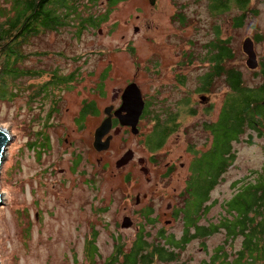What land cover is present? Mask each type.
I'll use <instances>...</instances> for the list:
<instances>
[{
    "label": "rangeland",
    "instance_id": "374dc122",
    "mask_svg": "<svg viewBox=\"0 0 264 264\" xmlns=\"http://www.w3.org/2000/svg\"><path fill=\"white\" fill-rule=\"evenodd\" d=\"M14 1L0 0V24L15 15ZM24 1H19L20 9ZM54 2L58 8L60 4ZM97 2L96 6H92L89 1L80 0L77 11L85 19L102 14L111 7L109 18L104 23L91 27L86 25L80 31L77 29L80 27L77 17L73 22L68 15L67 24L34 35L36 31H30L31 26L25 28L23 21L20 28L24 35L20 42L22 46L16 48L12 45L13 41L21 40V36L13 32L4 47V57L1 58L5 59L7 73L13 68L14 57L19 62L17 67L32 73L24 71L25 74L17 78L3 74L0 78V92L3 89L4 94L0 97V126L9 129L12 135L0 170V264H104L118 242L121 250L126 252L137 238L136 227L121 228L124 215L131 217L132 224L141 225L145 233L151 232V236L160 228H165L166 233H182V216L174 218L170 225L163 221L153 224L150 223L151 219L154 220V216L158 218L157 213L143 217L134 209V196L144 186L133 184L140 179L139 175L142 176L140 163L110 178L105 172L106 168L98 166L96 158L99 152L93 148L90 133L85 131L84 135L76 133L71 136V139L76 140V145L71 147L65 142L64 139L69 136L61 127L55 129L50 128L52 125L43 126L44 120L39 115L47 112L50 101L57 93L53 97L48 93L46 101L43 97L30 95L50 77L49 71L55 66L82 69L85 76L88 74L90 83L99 78L100 72H107L104 81L106 93L115 92L126 81L138 77L136 80L145 92L153 93L149 95L152 102L157 101L153 112L160 116L158 120H143L144 136L157 131L154 136L151 134L152 140L148 142L155 144L161 139L163 129L173 127L162 142L164 149H172L170 155L184 153L183 149L190 145L200 154L210 149L213 143L212 134L203 127L206 122L217 121L231 89L224 80L216 79L209 90L197 93V79L198 75L210 68L207 63L209 44L217 37L228 39L234 51L233 58L224 62L225 67L240 69L249 87L264 82V74L260 73L261 65L255 70L249 69L245 61L246 54L241 48L243 41L251 36L255 40L258 59L261 62L264 60V0H251L244 23L240 26H236L234 21L242 11L233 3L229 9L213 10L212 0H155L154 3L149 0H118L116 5H109L110 0ZM64 8L68 10L67 6ZM65 9L59 10V14L64 16ZM34 23L39 25L38 22ZM147 25L159 26L160 30L148 32ZM135 26L140 29L135 31ZM37 30L44 31L40 27ZM146 36L161 41L159 51L164 56L165 65L176 59L172 51L176 48L194 53V64L184 63L183 84H162L158 92V80L146 79V58L152 55L151 44ZM256 36H260L258 41ZM155 63L148 64L150 69L154 70ZM254 71H258L259 75L253 74ZM75 84H71L73 92L79 91ZM201 94L209 96L206 103L200 100ZM85 96H88V100L97 99L99 105L111 100L110 96L100 98L96 92ZM41 101L46 104L41 106ZM93 123L90 121L88 125ZM249 136L248 130L234 143L235 160L209 193L207 204L210 208L199 220L201 223L218 221L224 212L221 205L244 182L253 180L252 172L262 169L264 139L253 132L250 141H247ZM140 138L132 136L127 145L136 149V157H148L150 150L141 143ZM174 141L184 144L173 146ZM78 155L82 156L81 163L75 164ZM170 155H167L168 158ZM193 155H186L185 160L191 161ZM113 163L105 159L107 169L112 165L115 171ZM60 169H64V172H60ZM127 175H130L128 181L125 179ZM241 180L245 181L234 185V182ZM165 191L157 189L149 196L156 212L161 204L169 201ZM224 238L223 231L207 236L204 239L205 247L201 245L202 238H198L181 251L178 261L199 264L202 259L210 257L213 249ZM240 244L241 238L233 244L234 249H238Z\"/></svg>",
    "mask_w": 264,
    "mask_h": 264
},
{
    "label": "trees",
    "instance_id": "16d2710c",
    "mask_svg": "<svg viewBox=\"0 0 264 264\" xmlns=\"http://www.w3.org/2000/svg\"><path fill=\"white\" fill-rule=\"evenodd\" d=\"M19 1L15 0L12 4L15 15L8 17L7 21L0 24V59L4 57V47L7 46V40L12 38L13 32L21 36V40L13 41L12 44L16 48L19 47L18 45L24 38L21 33L22 29H20L23 21L25 28L31 26L30 31H36L34 35H37L64 25L63 18L70 15L73 22L74 18L77 17L80 23L78 28L81 31V28H86V25L97 26L99 23L107 21L108 13L112 10L109 7L104 13L97 14V17L91 15L84 19L80 16L81 13L77 11L80 0H55V2L54 0H25L21 9ZM87 1L92 6L98 4V0ZM52 2L60 5L57 8ZM117 2L118 0H110L109 5H116ZM231 3L237 5L242 11L234 21L236 26H240L244 23L251 0H212L213 10L229 9ZM65 6L68 10L64 8ZM61 9H65L64 16L59 14ZM0 13L2 14V12ZM32 19L37 20L32 21ZM34 22H38L39 25ZM38 27L44 31L37 30ZM6 33H8L7 36ZM259 37L256 36L257 41ZM209 52L208 59L214 65L211 76L223 74L231 92L224 101L217 121L204 124L203 128L213 136V143L210 149L200 153V157L195 161L198 176L193 180L191 190L187 189L186 192L189 200L187 199L184 203L185 214L182 216L184 223L182 233L178 235L174 232L166 233V230L163 229L151 236V232L145 233L142 228L128 251L121 250L122 247L118 242L113 254L104 264H185V262L178 261L181 251L185 250V247L198 238H202L201 245L205 247L204 239L207 236L222 231L225 234L223 242L213 249L209 258L202 259L199 264H264V163L261 170L252 172L253 180L244 182L240 189L221 205L224 212L217 219L218 221H211L207 224L199 221L210 208V205L207 204L210 197L209 193L235 160L234 143L239 141L240 137L248 130L250 136L255 132L264 139V82L258 86L249 87L246 85L243 72L240 69L231 66V69L226 71L224 62L234 56L228 39L217 37L215 41L209 44ZM14 58L13 68L8 70V73L5 71V59H2L0 78L3 74L17 78L24 75L25 72L32 73L17 67L19 62L17 63V58ZM260 65V73L264 74V60L260 61ZM258 73L256 71L253 74L259 75ZM2 80L4 82V79ZM202 89L207 90L206 88ZM35 92L30 96H35ZM49 93L50 96L54 95L53 88L49 89ZM3 95L2 89L0 97L2 98ZM166 129H163L161 139L167 136L168 130ZM250 136L246 139L247 141H250ZM242 181L245 180L236 181L234 185ZM239 238H241L240 247L234 249L233 244Z\"/></svg>",
    "mask_w": 264,
    "mask_h": 264
},
{
    "label": "flooded vegetation",
    "instance_id": "af4514ba",
    "mask_svg": "<svg viewBox=\"0 0 264 264\" xmlns=\"http://www.w3.org/2000/svg\"><path fill=\"white\" fill-rule=\"evenodd\" d=\"M154 3V2H152ZM49 4V3H48ZM52 6V4H51ZM63 23L67 24V19L63 18ZM66 26V25H65ZM82 26V24H81ZM148 26V32L149 30L159 31V26ZM136 27V26H135ZM85 28V27H84ZM154 28V29H152ZM79 30V28H77ZM82 29V28H81ZM140 29V28H139ZM100 30V29H99ZM147 40L151 44V51L152 55L148 56L146 58V62L148 64H152V62H156L154 65V70L150 69L149 65L147 64V76L146 79L152 81L154 79H157L160 83V86H158L156 91L159 92L160 87L162 84H168L171 82L174 83H184V75H182V72H184L185 62L186 63H193L195 61L194 59V53L193 52H186L183 51V48L181 50L174 49L173 54L176 56V59L172 61L173 63L169 65H165L164 63V56L162 54L160 44L161 41L156 39V37H150L146 36ZM174 45H177L176 43L172 42ZM208 65H210L209 69H206L202 75H198V88L197 93H200V91H207L210 87L213 86V83L216 79H222L224 80V83H227V79L223 74L211 76L214 65L213 63H210L209 60H207ZM158 66H157V65ZM194 64V63H193ZM108 67V66H107ZM226 71L231 69V66L226 65ZM81 70H77V67L75 68H66L65 66H55L52 71H49L50 77L47 80H44V82H41L43 84L40 85L39 88H37V92L34 93V95L38 98L43 97V100H45L46 95L49 93V89L53 88L54 94L57 93V96H51L53 97V100L50 101V106L47 108V112L42 113V115H39L41 119H43L44 123L43 126L52 125L50 128L54 127L59 128L61 127L68 137H66L64 140L66 143L71 145V147L76 145L75 138H70L71 136H75L78 133L80 135H84L83 133L87 131L91 134L92 139V145L95 140V131L97 127L101 125V123L104 121V119H111V125L108 132H106L105 136L102 138V141L105 143L107 139L109 138L108 142V148L98 150L94 147L93 148L99 152V155L97 156V162L98 166L101 169L106 168V173L110 178L116 177L120 174H123L124 170L130 168V167H136L138 163L141 164L140 171H142V176L139 175V180H135L133 184H144L143 188L140 189L135 197V203L133 205L134 209L139 212L143 217L147 216H154L157 213L158 218L154 216V220L151 221V223L156 224L157 221H163L166 225H170L171 221L174 220L176 217L184 216L185 214V206L184 203L187 201V189L191 190V184L193 183V180H195L198 176V172L196 170L195 161L200 157L199 153L195 150L194 147L186 146L183 151L184 153H178V154H172L170 155L172 149H164V143L163 140L160 139L155 144H148L149 140H152L151 137L156 134L157 131L154 133L151 132L147 136H144L143 130V120L145 118H153L154 120L160 119V116L155 114L153 112L154 103L157 101L155 100L152 102L150 100L149 95H152L153 93L149 94L147 91L145 92L142 85L139 83L138 80H136L134 77L124 83L117 91L112 93H106V88L104 86V81L106 78L107 72H100V76L96 81H93V83H90L88 74L86 76L83 74H80ZM152 73V71L154 73ZM42 73V72H39ZM44 73H47L44 72ZM91 73V72H90ZM42 78V76H40ZM39 77V78H40ZM83 79V80H82ZM82 80V82L80 81ZM148 81V82H150ZM73 82H76L75 88H78L79 91L73 92V86L71 84ZM81 82V83H80ZM86 82V84H85ZM137 83L140 87L142 92V97L144 100V106L142 108V112L140 114L139 122L137 124L138 127V133L132 132V126L122 124V121H125L129 118L127 116L130 112H132L134 109L137 110L138 105H132L131 103H128L126 105L124 104L123 99V92L125 91L126 87L131 83ZM228 84V83H227ZM83 86V88H80ZM176 86V85H175ZM202 88H206L207 90H204ZM144 91V92H143ZM94 93L96 92L101 96L100 98L104 96H110V101L108 103L104 104H98L99 102H96L97 99L91 98L88 100V93ZM151 92H153L151 90ZM75 95V98L73 97ZM81 96V99H80ZM201 96H206L207 98L202 101ZM71 98V100H70ZM209 96L205 94L200 95V100L202 102L208 101ZM44 101L39 102V104L45 105L46 103ZM139 109V107H138ZM193 111V109H192ZM48 121V122H46ZM69 121V122H67ZM94 122L92 125H88V122ZM171 129L173 127H170ZM171 129L168 130V133L171 131ZM167 130V129H166ZM83 131V132H82ZM77 133V134H76ZM78 134V135H79ZM134 136L136 138L141 137L139 140L141 143L146 144L148 147L147 149L150 150V154L148 157H136L137 151L136 149H132L129 145V142L131 141L130 138ZM168 136V135H167ZM144 138V139H143ZM71 139V140H70ZM126 144V145H125ZM184 143H181L180 141H174L173 146H181ZM135 148V147H134ZM197 149V148H196ZM128 151H133V156L131 159L121 165L118 166L117 162L120 160ZM162 151V152H161ZM194 153L193 159L191 161L185 160L186 155ZM167 155H170L168 158ZM165 158V161H164ZM168 158V159H166ZM82 156L78 155L75 164L81 163ZM105 159H110V162H114L116 169L113 171V166L111 165L110 169H107V164H105ZM164 161V162H163ZM160 167H164L163 170H159ZM97 168V165H96ZM60 172H64V169H60ZM125 179L128 181L130 180V175H127ZM176 185H174V184ZM157 189H164L165 192L168 193L166 195L169 199V201L165 204H161L158 212H156L152 207L151 204V197H149L153 192H155ZM139 195V196H138ZM140 197L139 199L137 198ZM130 201H132L131 195ZM189 200V199H188ZM183 203V205H179ZM132 206V205H131ZM124 217H130L129 215H124ZM156 218V219H155ZM122 223V222H121ZM120 223V226L122 229H130L133 227H136L138 233L142 229L141 225H135L133 224L130 227H124ZM165 228H160L159 230H163Z\"/></svg>",
    "mask_w": 264,
    "mask_h": 264
},
{
    "label": "water",
    "instance_id": "95a60500",
    "mask_svg": "<svg viewBox=\"0 0 264 264\" xmlns=\"http://www.w3.org/2000/svg\"><path fill=\"white\" fill-rule=\"evenodd\" d=\"M150 2H154L155 0H149ZM139 30V26L135 27V31ZM100 33H102V30H99ZM243 52L246 54V65L249 69H257L260 66V61L258 59V53L257 50L255 48V40L249 36L247 37L242 44ZM141 89L138 86L137 83L133 82L131 84H129L125 91L123 92V99H124V104L126 105L128 103H131L132 105H138L137 110H133L132 112H130L127 116H129V118L125 121H122V124L125 125H130L132 126L133 131L135 133H138V127L137 124L139 122V118L140 114L142 112V108H143V104H144V100L142 97V92H140ZM207 97L206 96H201V100L204 101ZM142 107V108H141ZM110 118V117H109ZM104 119V121L101 123V125L99 127H97L96 131H95V140H94V147L98 150H102V149H106L108 148V142H109V138L107 139V141L104 143L102 141V138L105 136L106 132L109 131L110 129V125H111V119ZM11 133L9 131V129H7L6 127L0 126V170L2 168V164L4 162V157L5 154L7 152V148L9 143L12 140L11 137ZM133 156V151H128L125 156H123L120 160H118L117 164L118 166H121L125 163H127L131 157ZM139 196V195H138ZM137 198L139 199L140 197ZM2 202V195H0V205ZM133 220L131 219V217H124L123 222L121 223L124 227H130L133 224Z\"/></svg>",
    "mask_w": 264,
    "mask_h": 264
},
{
    "label": "bare ground",
    "instance_id": "6f19581e",
    "mask_svg": "<svg viewBox=\"0 0 264 264\" xmlns=\"http://www.w3.org/2000/svg\"><path fill=\"white\" fill-rule=\"evenodd\" d=\"M1 195V194H0Z\"/></svg>",
    "mask_w": 264,
    "mask_h": 264
}]
</instances>
